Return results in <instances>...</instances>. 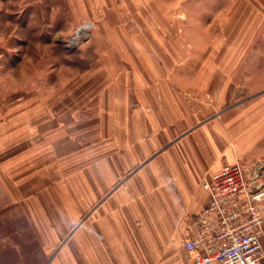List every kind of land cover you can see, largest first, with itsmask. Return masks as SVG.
I'll use <instances>...</instances> for the list:
<instances>
[{"label": "crops", "instance_id": "0c3cea01", "mask_svg": "<svg viewBox=\"0 0 264 264\" xmlns=\"http://www.w3.org/2000/svg\"><path fill=\"white\" fill-rule=\"evenodd\" d=\"M90 4L121 19L103 21L85 47H100L92 56L105 71L129 65L108 86L98 122L36 124L19 182L50 195L7 203L33 205L30 231L48 264H191L183 243L209 202L204 178L238 161L264 182V0ZM81 141L82 182L42 168Z\"/></svg>", "mask_w": 264, "mask_h": 264}, {"label": "rangeland", "instance_id": "374dc122", "mask_svg": "<svg viewBox=\"0 0 264 264\" xmlns=\"http://www.w3.org/2000/svg\"><path fill=\"white\" fill-rule=\"evenodd\" d=\"M90 1L0 0V264L49 263L30 231L33 205L7 203L11 197L26 201L51 192L25 190L19 182L27 176L20 173V154L35 148L36 124L54 119L65 128L83 129L91 120L98 122L106 116L100 106L108 86L114 84L121 63L129 65L115 61L113 71H105L92 56H102L100 47H85L92 37L101 36L103 21L121 19L120 14L92 12ZM95 101L98 106L89 105ZM83 143L61 154L59 165L42 168H54L61 180L82 182ZM82 220L83 216L77 226Z\"/></svg>", "mask_w": 264, "mask_h": 264}, {"label": "built area", "instance_id": "2783aa9c", "mask_svg": "<svg viewBox=\"0 0 264 264\" xmlns=\"http://www.w3.org/2000/svg\"><path fill=\"white\" fill-rule=\"evenodd\" d=\"M240 162L207 176V206L187 224L191 264H264V182Z\"/></svg>", "mask_w": 264, "mask_h": 264}, {"label": "bare ground", "instance_id": "6f19581e", "mask_svg": "<svg viewBox=\"0 0 264 264\" xmlns=\"http://www.w3.org/2000/svg\"><path fill=\"white\" fill-rule=\"evenodd\" d=\"M87 29H89L90 28V25H88V27H86ZM82 29V28H81ZM77 42V41H76ZM75 43V42H74Z\"/></svg>", "mask_w": 264, "mask_h": 264}]
</instances>
